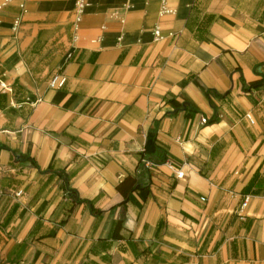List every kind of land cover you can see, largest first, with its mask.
<instances>
[{"label": "crops", "instance_id": "0c3cea01", "mask_svg": "<svg viewBox=\"0 0 264 264\" xmlns=\"http://www.w3.org/2000/svg\"><path fill=\"white\" fill-rule=\"evenodd\" d=\"M87 1L79 16L75 0H0V264H129L125 240L109 259L89 251L119 219L146 264H172V251L182 264H264V83L241 91L264 77V0ZM55 74L66 79L51 88ZM207 88L228 95L203 123ZM155 126L172 168L140 165ZM7 148L104 212L69 211L63 179ZM131 178L149 187L121 204Z\"/></svg>", "mask_w": 264, "mask_h": 264}, {"label": "trees", "instance_id": "16d2710c", "mask_svg": "<svg viewBox=\"0 0 264 264\" xmlns=\"http://www.w3.org/2000/svg\"><path fill=\"white\" fill-rule=\"evenodd\" d=\"M264 83V77H261L257 80L254 81H250L248 83H246L244 80L241 81V91L243 93H249L251 90L254 89H258L259 87H261ZM205 93L209 99V103L211 105V107L214 108V113L212 115V117L209 120H206V122H214L218 119L217 116V112H216V105L212 100V97L218 99V100H223L224 98L227 97L228 93H218L217 91L213 90V89H206ZM170 102L174 105V110H188V112H193L192 110H190V108H188V104L187 103H179L177 101H175L173 98L170 100ZM156 135H157V127L155 126V128L149 130L147 132V136H146V143H145V150H146V155L147 157L153 161L155 164H162L164 163V161L167 158V153L165 152V150L159 146V144L157 143L156 140ZM6 148L2 145H0V149ZM10 151L11 154V162L12 160H16V162L19 164L21 162H24L33 168H37L40 172L46 173V172H51V174L53 176H58L60 178L63 179V184L61 186V191L63 194V199L66 202H69V204H71V207L69 209V211H71V208L73 207V205H84L87 210L89 211V213L91 215L94 216H100L104 211L95 207L94 203L89 200V199H85V198H81L75 189H71L69 187L68 184V176L67 174H65L64 172L61 171H57V170H45V169H41L39 167V165L37 164L36 160L30 156V155H25V154H17L15 151L7 148ZM144 178L148 179L149 174L148 171H144ZM132 179V178H131ZM129 184H130V188L128 189L127 192H124L120 186L119 189H121V191H123V193H125V199L121 204H125L128 201V195L130 192H132L133 190L137 189V188H142V187H149V183L145 182H137L135 179H132L131 181L129 180ZM65 192H67L68 194H65ZM18 207V203H14L11 206L10 211H15L16 208ZM69 214H67V216L63 219V221L68 217ZM0 225L2 227H5L6 224L3 221H0ZM165 226V223L163 220H161L157 226V232H156V236L159 238V234L160 231H162L163 227ZM43 237L45 236H40L35 238V234L31 233L29 234V236H27V238L24 240V242L27 243H32L33 241L36 240H41ZM132 234L131 233H124V228L122 225V221L121 219L116 220L113 224L111 233L109 238L107 239H97L94 242V245L92 247L89 248V251L95 254H100L101 257L103 259H109L110 255L107 253V249L110 247V241H116V240H121V241H127L128 245L133 248L134 250V254H135V261H140L142 264H146V262L141 258L140 254L135 250L134 248V244L132 242ZM160 244H164L165 242L163 240H159ZM118 249L121 251H126V246L124 244H119L118 245ZM161 252H155L153 253V258L155 260H159L160 259V255ZM172 254H175V259L174 261H172V264H182L184 262L187 261L188 256L185 254H178L174 251H172ZM135 261L129 263V264H136ZM84 264H100L98 262H96L95 260L91 259L88 262H84Z\"/></svg>", "mask_w": 264, "mask_h": 264}, {"label": "built area", "instance_id": "2783aa9c", "mask_svg": "<svg viewBox=\"0 0 264 264\" xmlns=\"http://www.w3.org/2000/svg\"><path fill=\"white\" fill-rule=\"evenodd\" d=\"M10 1L11 0H3L2 5L5 4V3H7V2H10ZM2 5H0V8H2ZM87 5H88V1L87 0H75V9H76V11H77V13H78L79 16L84 12V10H85V8H86ZM21 7H23V6L21 5ZM154 34H155V36L158 39H160V38L163 37L162 34H161V32H160V29H158V28H155ZM65 79L66 78L63 75H61V74H55L53 76V78L50 80L49 86L51 88L61 87L64 84ZM245 118L250 123H254V118H253V116H252V114L250 112H247L245 114ZM201 122L205 123L206 122V119L205 118H201ZM164 164H166L167 166H169V167L172 168V163L169 160H165L164 161ZM140 165H141L142 168L150 169V168H152L155 165V163L153 161H151L147 157V155L144 153L143 156L140 159ZM182 174L183 173L180 170L176 169V176L177 177H181ZM248 198H249L248 196H245V198H244V200H243V202L241 204L242 207H245L247 205ZM201 199L204 200L203 197Z\"/></svg>", "mask_w": 264, "mask_h": 264}]
</instances>
